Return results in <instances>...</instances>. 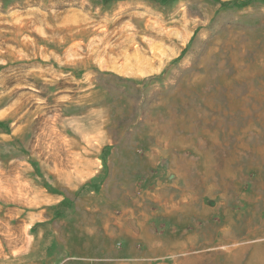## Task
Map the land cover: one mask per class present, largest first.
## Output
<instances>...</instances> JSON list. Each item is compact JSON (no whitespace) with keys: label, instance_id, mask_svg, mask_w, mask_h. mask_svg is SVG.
Returning a JSON list of instances; mask_svg holds the SVG:
<instances>
[{"label":"rangeland","instance_id":"obj_1","mask_svg":"<svg viewBox=\"0 0 264 264\" xmlns=\"http://www.w3.org/2000/svg\"><path fill=\"white\" fill-rule=\"evenodd\" d=\"M234 1L0 0V264L264 251V0Z\"/></svg>","mask_w":264,"mask_h":264},{"label":"bare ground","instance_id":"obj_2","mask_svg":"<svg viewBox=\"0 0 264 264\" xmlns=\"http://www.w3.org/2000/svg\"><path fill=\"white\" fill-rule=\"evenodd\" d=\"M126 214V213H125ZM123 215H124V213H123ZM122 216V215H121ZM126 216V215H125ZM131 218V217H130ZM120 219V218H119ZM127 220V219H126ZM138 220V219H137ZM136 220V221H137ZM131 221V220H130ZM249 223H254V219H251V220H249L248 221ZM128 223V222H127ZM142 224V223H141ZM123 225V224H122ZM122 225H119L120 227H121V229H122V231H124V236L127 238V236H129L128 237V239L131 241V242H133V241H136V240H142V239H144L145 241H157V240H159L158 239V237H157V235H149L148 236V234H147V236H145V235H141V234H139L138 232H133V231H131V230H128V228L127 227H125L124 228V226H122ZM132 225V224H131ZM136 225V224H135ZM115 226V225H114ZM129 228H131V227H129ZM113 229H115V228H113ZM113 229H111L110 228V230H113ZM132 229H134V228H132ZM146 229V228H145ZM223 229V228H222ZM255 229V231L254 232H252L251 233V235H255L256 237L257 236H259V233H261V231H259L260 229L259 228H254ZM108 230H109V228H108ZM137 230V229H136ZM147 230V229H146ZM145 230V231H146ZM226 230V229H225ZM114 231V230H113ZM119 231V230H118ZM222 231V230H221ZM144 231H142V233H143ZM109 233H111V234H109V236L110 237H112L113 235H114V233L113 232H109ZM155 234V233H154ZM108 235V234H107ZM117 235H118V232H117ZM119 235H121V234H119ZM115 236V235H114ZM224 237H223V239L221 240V243H222V241H226V240H228V239H231L233 236H228V235H223ZM190 239V238H189ZM195 241V240H194ZM153 243V242H152ZM220 243V244H221ZM219 244V243H218ZM224 245V244H223ZM185 246V245H184ZM177 247V246H176ZM132 248V247H131ZM133 249V248H132ZM131 249V251H133ZM180 249V248H179ZM244 249V247L243 246H240L239 247V249L235 252V254H234V257H238L239 258V251L240 250H243ZM153 250V249H152ZM174 250H176V249H174ZM130 251V250H129ZM164 251L166 252V251H168V250H165L164 249ZM171 251V250H170ZM144 253H149V251H145ZM168 253V252H167ZM173 253H174V251H173ZM256 255L254 256V257H250L251 259H249V262L251 263V264H264V251H256L255 250V252H254ZM151 254V253H150ZM137 256V255H136ZM192 259V258H191ZM195 259V258H194ZM251 260V261H250ZM248 262V261H247ZM249 262H248V264H249ZM182 263V262H181Z\"/></svg>","mask_w":264,"mask_h":264},{"label":"trees","instance_id":"obj_3","mask_svg":"<svg viewBox=\"0 0 264 264\" xmlns=\"http://www.w3.org/2000/svg\"><path fill=\"white\" fill-rule=\"evenodd\" d=\"M239 0H235L234 2L237 3ZM249 0H242L241 3L246 4Z\"/></svg>","mask_w":264,"mask_h":264}]
</instances>
